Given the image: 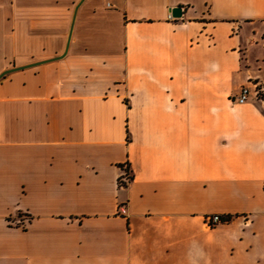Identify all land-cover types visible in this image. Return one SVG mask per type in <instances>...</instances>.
<instances>
[{
  "label": "crops",
  "instance_id": "obj_1",
  "mask_svg": "<svg viewBox=\"0 0 264 264\" xmlns=\"http://www.w3.org/2000/svg\"><path fill=\"white\" fill-rule=\"evenodd\" d=\"M15 67L0 264H264V0H0Z\"/></svg>",
  "mask_w": 264,
  "mask_h": 264
},
{
  "label": "built area",
  "instance_id": "obj_2",
  "mask_svg": "<svg viewBox=\"0 0 264 264\" xmlns=\"http://www.w3.org/2000/svg\"><path fill=\"white\" fill-rule=\"evenodd\" d=\"M253 97L257 100H262L264 98V86L263 84L256 83L252 86H244L241 91L234 97V101L238 103H246L250 101ZM126 181H129V177H126ZM222 218L218 214L212 215L208 222L206 223L208 227H213L214 225L220 223Z\"/></svg>",
  "mask_w": 264,
  "mask_h": 264
},
{
  "label": "water",
  "instance_id": "obj_3",
  "mask_svg": "<svg viewBox=\"0 0 264 264\" xmlns=\"http://www.w3.org/2000/svg\"><path fill=\"white\" fill-rule=\"evenodd\" d=\"M171 14H172V16H174V17H181V16H182V7H181V6H176V7L172 8V9H171ZM18 68H20V67H15V68H13V69L7 70V71H6L5 73H3L0 77H2L3 75H5L6 73H9V72H11V71H13V70L18 69Z\"/></svg>",
  "mask_w": 264,
  "mask_h": 264
},
{
  "label": "rangeland",
  "instance_id": "obj_4",
  "mask_svg": "<svg viewBox=\"0 0 264 264\" xmlns=\"http://www.w3.org/2000/svg\"><path fill=\"white\" fill-rule=\"evenodd\" d=\"M252 81H253V82L250 83L249 85L253 87V85L256 84V80H253V79H252Z\"/></svg>",
  "mask_w": 264,
  "mask_h": 264
}]
</instances>
